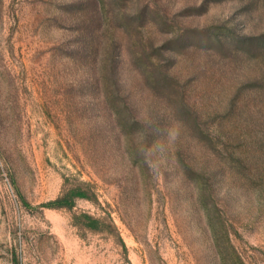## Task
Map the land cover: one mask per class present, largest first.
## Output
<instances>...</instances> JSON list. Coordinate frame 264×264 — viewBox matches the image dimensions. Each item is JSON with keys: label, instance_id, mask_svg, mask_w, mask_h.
Returning <instances> with one entry per match:
<instances>
[{"label": "rangeland", "instance_id": "rangeland-1", "mask_svg": "<svg viewBox=\"0 0 264 264\" xmlns=\"http://www.w3.org/2000/svg\"><path fill=\"white\" fill-rule=\"evenodd\" d=\"M0 264H264V0H0Z\"/></svg>", "mask_w": 264, "mask_h": 264}, {"label": "trees", "instance_id": "trees-1", "mask_svg": "<svg viewBox=\"0 0 264 264\" xmlns=\"http://www.w3.org/2000/svg\"><path fill=\"white\" fill-rule=\"evenodd\" d=\"M75 191H69L63 195L57 197L56 199L47 203L50 207H68L71 208L75 202Z\"/></svg>", "mask_w": 264, "mask_h": 264}]
</instances>
